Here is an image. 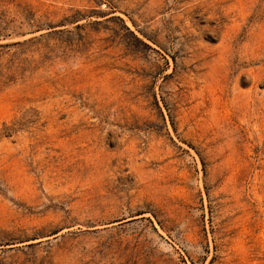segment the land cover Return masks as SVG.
I'll use <instances>...</instances> for the list:
<instances>
[{
	"label": "rangeland",
	"instance_id": "1",
	"mask_svg": "<svg viewBox=\"0 0 264 264\" xmlns=\"http://www.w3.org/2000/svg\"><path fill=\"white\" fill-rule=\"evenodd\" d=\"M0 264H264V0H0Z\"/></svg>",
	"mask_w": 264,
	"mask_h": 264
}]
</instances>
